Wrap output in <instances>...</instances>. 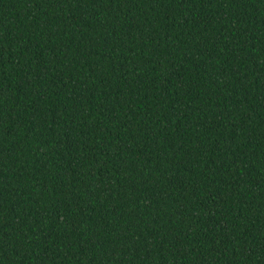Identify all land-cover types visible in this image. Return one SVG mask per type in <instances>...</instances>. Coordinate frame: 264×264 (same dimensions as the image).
<instances>
[{
	"label": "trees",
	"instance_id": "1",
	"mask_svg": "<svg viewBox=\"0 0 264 264\" xmlns=\"http://www.w3.org/2000/svg\"><path fill=\"white\" fill-rule=\"evenodd\" d=\"M0 264H264V0H0Z\"/></svg>",
	"mask_w": 264,
	"mask_h": 264
}]
</instances>
